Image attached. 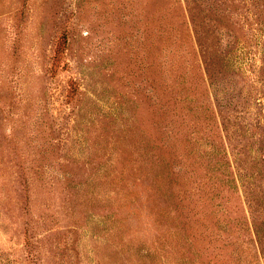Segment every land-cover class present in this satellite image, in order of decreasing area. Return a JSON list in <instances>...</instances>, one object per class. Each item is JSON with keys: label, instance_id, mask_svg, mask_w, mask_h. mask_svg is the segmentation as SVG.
I'll list each match as a JSON object with an SVG mask.
<instances>
[{"label": "rangeland", "instance_id": "374dc122", "mask_svg": "<svg viewBox=\"0 0 264 264\" xmlns=\"http://www.w3.org/2000/svg\"><path fill=\"white\" fill-rule=\"evenodd\" d=\"M0 264H264V0H0Z\"/></svg>", "mask_w": 264, "mask_h": 264}]
</instances>
